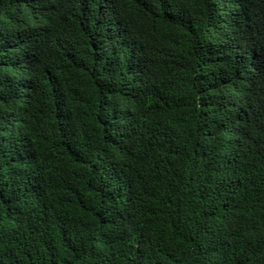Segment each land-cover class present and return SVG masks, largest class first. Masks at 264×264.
<instances>
[{"label": "trees", "instance_id": "trees-1", "mask_svg": "<svg viewBox=\"0 0 264 264\" xmlns=\"http://www.w3.org/2000/svg\"><path fill=\"white\" fill-rule=\"evenodd\" d=\"M0 264H264V0H0Z\"/></svg>", "mask_w": 264, "mask_h": 264}]
</instances>
